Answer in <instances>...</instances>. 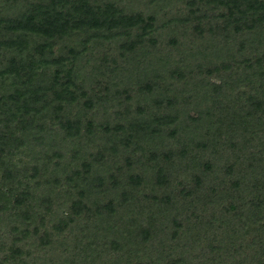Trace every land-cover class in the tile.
<instances>
[{
	"label": "trees",
	"instance_id": "obj_1",
	"mask_svg": "<svg viewBox=\"0 0 264 264\" xmlns=\"http://www.w3.org/2000/svg\"><path fill=\"white\" fill-rule=\"evenodd\" d=\"M5 1L0 264H28V243L53 250L37 264H114L115 254L117 264H154L144 258L155 236L163 247L207 223L197 235L217 250L209 257L247 247L245 258L264 264V0ZM184 106L197 107L193 124ZM207 144L211 158L191 163ZM176 163L191 170L194 203L214 191L202 182L214 170L235 188L246 181L249 199L224 192L218 219V190L210 209L191 213L196 228L181 223L161 192ZM178 254L163 264H190Z\"/></svg>",
	"mask_w": 264,
	"mask_h": 264
},
{
	"label": "rangeland",
	"instance_id": "obj_2",
	"mask_svg": "<svg viewBox=\"0 0 264 264\" xmlns=\"http://www.w3.org/2000/svg\"><path fill=\"white\" fill-rule=\"evenodd\" d=\"M2 3L6 2L5 0H1ZM186 95V94H183ZM222 108H219V110H221ZM182 115L185 117V119L192 123V121H196L199 119L200 117V113L197 110V107H193V106H184L182 107ZM202 118V117H201ZM192 126V125H190ZM198 139V138H196ZM203 139V138H202ZM201 141H205V140H201ZM66 144V142H65ZM63 145L62 152L65 156H69L70 155V148L69 146ZM208 147V148H207ZM206 149H196L194 151H191L190 155L195 156L194 160H190V162H194V161H198V162H203L209 158H211V154H213L214 151V147L213 146H208L207 144ZM227 147L223 148V152H227ZM38 151V149L36 150ZM220 151V150H219ZM139 155V150L136 151ZM216 152H214L215 154ZM144 156L141 157L140 159V164L141 166L144 167V164L148 161L147 158L150 156H148V152L144 151V153H141ZM223 155H225L226 153H221ZM137 155V156H138ZM134 157V161L131 163V166L133 165V167L135 166V162H136V157ZM223 158H225V156H222ZM121 162V161H120ZM165 162V161H164ZM163 162V163H164ZM30 163V158L28 156L25 155H21V160H20V165H28ZM174 165V164H173ZM174 170L176 173V181H174L171 186H166L165 188H161V192L163 193V195L166 196L167 198V202L166 203H170L169 207L167 208L168 210L171 209V213L176 215L178 219H180L181 223H188L190 226H194L196 228V221L195 218L191 215V213L193 211H195L198 207L201 206H205L207 208L210 209L211 206V202L213 199V193L217 192L218 190L220 191V195L217 197V199L215 200V207L212 209V211L215 212V215L218 219L222 217L221 212L218 211V203L219 200L221 198V196L223 195L224 192H228V193H235L236 198L239 200V198L246 196V199H249L248 197L250 196V192L248 193V189H247V183L246 181L241 182L240 183V187L235 188L232 185V181H230V177L227 173H223L222 171H216L214 170L211 173L208 174H204L203 178H202V182H207V184H213L212 187H214V191H211L203 196L200 197V200L197 201L196 203H194L195 201L193 200L192 197H190V195L187 196V189L189 185L192 184L190 176H188V180L186 181L187 175L190 173L191 170L188 171H183V167L179 166L177 163L174 165ZM246 170V168H245ZM200 172V171H199ZM114 175V174H113ZM216 175V176H215ZM173 176V175H172ZM115 177V176H114ZM205 182V183H206ZM106 185L109 186L110 183L105 182ZM206 184V185H207ZM113 191V188H109L108 193H111ZM61 193V190H60ZM108 199V198H107ZM110 199V198H109ZM223 199V203L227 201V199L225 197H222ZM106 200V199H105ZM105 200L102 202L104 203ZM221 205V203H220ZM217 206V207H216ZM92 209H94L91 206ZM63 211L68 212V208L67 207H63L62 208ZM176 210V211H175ZM75 211V210H74ZM80 216L81 218H83L85 216V214H83V212L80 213V215H75ZM213 221V220H212ZM211 221V223H212ZM88 225H90V227L93 225V219L91 218L89 220V222L87 223ZM205 229H208V223L204 224L203 226L197 228V229H193L191 231L187 230V229H182L181 230V234L184 236H179V238L176 240V237H173L172 234L167 236L166 238V242L163 245V247H161V240L160 238L156 237L153 238L150 242V246L152 248V254H145V258H144V262H155L154 264H163L164 259L167 255L164 254H174L176 252H178V255H173L177 258H182L185 257L188 259L190 258V264H197L199 259H201L202 264H223V262L226 261V264L228 263V261L230 262V264H233L235 262H237V264H254L252 263V261L254 260V258L251 261L249 259H246L244 255H247L248 257L251 256L253 254V252L248 251V248H244L243 249V254H238L237 257H235L234 259L233 256H229L228 254H224L222 256H216V257H209V254H212L214 252H216L217 250L215 249L214 252H210V248H213L212 246H208L207 244L202 243L199 239H198V235L199 233H203V231ZM197 230V231H196ZM94 232H97V229H94ZM1 233V230H0ZM98 233V232H97ZM196 233V234H195ZM197 237V238H196ZM150 238V237H149ZM181 239V242H180ZM249 237H246V243L249 242ZM176 242H179V244L183 247L182 250H177L175 249L176 247ZM31 245V246H30ZM30 246V247H29ZM36 244L33 245L31 243H28V245H26L24 247V249L30 252L31 256L29 255V253L25 252L23 250V253H27L26 256V260L28 261V264H37V256L42 258V261L47 259V261L49 260V255L50 253L53 251H44L42 248L39 247V249H36ZM215 247H221V245H216ZM161 248H163L164 250L162 251ZM54 249V248H53ZM37 252H39L40 254L38 255ZM37 254V255H35ZM47 254V256H46ZM116 255L113 256L111 258V261L114 262V264H117L116 261ZM153 259V260H152ZM184 259V258H183ZM120 263H122L121 260H119ZM9 264H13V262H10ZM130 264H136V262L134 260L130 261Z\"/></svg>",
	"mask_w": 264,
	"mask_h": 264
}]
</instances>
